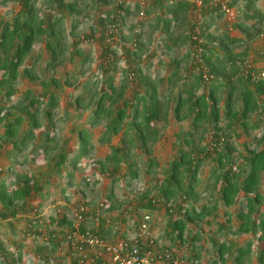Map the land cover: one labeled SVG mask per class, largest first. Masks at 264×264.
I'll return each instance as SVG.
<instances>
[{
    "label": "trees",
    "instance_id": "16d2710c",
    "mask_svg": "<svg viewBox=\"0 0 264 264\" xmlns=\"http://www.w3.org/2000/svg\"><path fill=\"white\" fill-rule=\"evenodd\" d=\"M19 1L21 8L12 20L0 19V94L7 98L15 95L20 76L32 79L37 77L34 69L29 66L20 70L36 43L43 42L50 52L47 67L53 68L58 63H63L67 46L66 19L72 18L70 32L75 33L76 27L80 24L78 17L82 15L90 1L99 7L108 2V0H44V5L54 11L43 16L39 0ZM257 1L246 0L245 17L260 18L262 22L264 14L257 8ZM236 2L237 0H233L229 5L233 6ZM152 4L163 9L162 16H159L151 26L161 31L166 52L173 53L178 47L188 43H192L194 47L195 28L190 17L193 4L189 0H153ZM136 5L140 7L139 3ZM150 6L147 7L146 13L153 7ZM118 7L120 13L116 17L123 18L125 13H129L131 6ZM203 11L206 20L200 27L203 38L201 46L205 67L207 66L208 72L214 75L210 82L205 81L203 71L197 70L195 62L191 70L184 71L181 67L183 58L177 57L171 61V72L168 75L151 74L145 70L149 66H145L146 64L140 60L146 51L145 43L135 41L137 47L127 50L129 66L123 70L126 74L120 83L115 82V73L118 70L112 63L102 66L101 79L80 82L70 75L62 81L63 83L56 77H51L50 81L43 79L42 94L33 96L28 104H21L18 107L20 113L15 115L13 112L8 113L5 111L7 107L0 105V124L6 122L4 138L16 149L22 150L27 142L34 138L35 130L43 125L40 117L41 106L46 119L53 123L54 111L59 106L60 98L57 90L51 89V84L55 88H62L64 83L73 86V107L78 117H84V124L73 129L79 151L68 149L69 139L62 144H53L54 138L50 132H46V140L39 146L45 153L56 151L52 156L53 164L47 183L51 182V176L63 175L70 165L72 168L67 175L69 182L73 183L74 171L78 168L80 160L95 148L93 132L89 127L104 124L105 128L99 137L100 142H107L115 135L120 136V145L112 146L111 154L99 162L103 168L109 164L113 170H120L125 165L126 173L135 179L139 176L138 165L143 157H147L145 162L147 170L156 163L150 157L154 151V143L161 134L159 124L169 122L171 117L179 121L190 120L193 129L178 135L179 156L170 163L166 169V176L159 185H156L159 197L146 195L145 207L155 209L161 205L166 213L170 214L169 236L173 240L176 238L184 242L185 234L189 235L190 232V229L187 232L188 222H199L215 211L219 204L232 206L241 202L243 209L237 214L240 223L230 229L235 234H247L250 238L245 245L236 248L235 259L238 264H245L256 247L258 264H264V148L250 149L248 155L240 154L242 160H239V157L235 156L238 149L233 140L235 135L242 136L243 130L250 134L251 129L258 127L257 123L252 124L249 120L253 113L264 116V76L255 79L251 73L236 75L240 67L234 59L236 55L229 46L239 40L232 37L228 31H224L220 36L210 31L218 19L224 16V12L219 6H214L212 0H203ZM105 20L116 26L118 19L101 17L102 22ZM181 24H188L190 32L177 33L176 28ZM236 26L248 31L255 28V24L248 25L245 22H238ZM218 38L225 55L219 54L213 44ZM107 46L111 53H116L114 48ZM193 53L194 48L191 52L192 58ZM85 61L86 59L82 63ZM23 113L28 116V129L22 135H18L19 125L25 121ZM10 115H14L13 118H10ZM223 119L226 121L224 126L220 125ZM211 128L212 139L205 146L201 141ZM228 129H232V134L226 135ZM207 161L213 163L211 177L215 178L216 184L221 183L219 196L214 204H204L198 208L192 203L200 198L198 174ZM17 177L22 178L24 183L14 189H9L5 182L1 186L0 219L17 217L20 209L25 210L32 206L33 199L48 195L43 192L40 178L27 174H18ZM108 197L114 198V193H110ZM178 199L180 200L177 202ZM170 201L177 202L172 213L167 207ZM111 208L113 205L106 207L107 210ZM66 222L73 230L72 221L65 215L59 223ZM104 223L105 219H102L98 230L100 233H104ZM32 225H35L34 221ZM85 228L84 223L82 230ZM52 233L49 243L39 247V252L43 249L52 251L57 248L58 244L54 241L55 233ZM200 236L201 233L196 232L193 240ZM216 244L219 258L214 259L211 264H227L226 256L232 253L234 243L221 241ZM17 258L22 259V252H19ZM188 259L196 263L199 252L190 254ZM15 261V254L0 240V264H13Z\"/></svg>",
    "mask_w": 264,
    "mask_h": 264
},
{
    "label": "rangeland",
    "instance_id": "374dc122",
    "mask_svg": "<svg viewBox=\"0 0 264 264\" xmlns=\"http://www.w3.org/2000/svg\"><path fill=\"white\" fill-rule=\"evenodd\" d=\"M226 1L230 4L233 0ZM144 2L142 5L139 3L140 7H137L136 3L129 5L131 6L129 13H125L126 15L120 18L116 17L120 13L117 0H108L100 7L94 6L90 1L82 15L78 17L80 24L76 27L75 33L70 32L72 18H67L65 21L67 46L64 62L58 63L53 68L47 67L50 52L45 48L43 42L36 43L20 70L29 66L34 69L37 77L32 79L20 76L15 95L7 98L4 94H0V105L7 107L5 111L8 113L18 114L20 113L18 107L21 104H28L33 96L42 94L44 87L41 80L50 81L51 77H56L62 82L68 75L75 77L80 82L88 79H101L102 66L107 63L117 66L115 82L120 83L126 74L123 70L129 66L127 50L137 47L135 41L145 43L146 51L140 60L144 62V65L146 64L145 66H149L145 70L151 74L168 75L171 72V61L176 57L183 58L181 67L184 71L191 70L192 64L195 62L191 55L193 44L188 43L178 47L173 53L166 52L163 47L161 31L159 28L151 26L159 16H162L163 9L153 6V0H144ZM149 6L151 7L150 11L146 13ZM39 7L43 16L54 11L44 5V0H39ZM231 7L234 9L235 17L224 14L211 27L210 31L217 36L228 31L232 37L239 40L229 46L236 55L234 59L240 67L237 76L246 74L250 69L256 71L257 74L261 73L264 71V20L260 22V18L246 19V0H237ZM20 8L19 0H0V19L12 20ZM257 8L264 14V0L257 1ZM201 13L200 22L194 11L190 15L195 30L197 26L201 27V23L206 20L203 9ZM101 17L117 18L116 26L109 20L102 22ZM238 22H245L248 25L255 24V28L249 31L241 29L236 26ZM111 29L114 31V38L109 41V36H106V33ZM176 32L189 33L190 27L188 24H181L176 28ZM219 42L220 38L213 44L219 54L225 55V50ZM107 45L114 48L116 53H111ZM84 59L86 61L82 63ZM51 89L57 90L60 98L59 106L54 111L53 123L46 119L42 111L43 106H41L40 117L43 125L35 130L34 138L27 142L25 148L18 150L9 140H6L4 138L6 122L0 124V191L3 182L9 189L18 187L24 183V180L17 175L27 174L30 177L40 178V184L44 188L43 192L48 194L33 199L32 206L25 210L20 209L17 217L9 216L0 219V240L15 254L16 261L13 264H73L76 255L73 254L72 248L68 249L66 241L71 227L68 222H59L65 215L67 218H71L75 206L85 204L89 210L85 225L93 227L96 231L97 226L93 222L94 215L102 203L107 206L113 205V208L109 210L105 207V210H101V219H105V230L104 233L98 232L104 238L113 241L128 239L140 232V226L146 223L149 235L157 241V248H172L188 264H211L214 259L219 258L216 242L221 241L234 243L232 253L226 256L227 264H238L235 259L236 248L245 245L250 238L247 234H235L230 229L232 226L237 227L240 223L237 214L243 209L241 202L232 206L219 204L215 211L199 222H188L187 232L188 229L190 232L189 235L185 234L184 242L176 238L173 240L169 236L170 214L166 213L161 205L155 209L145 207L146 199L144 197L146 195L159 197L156 185H159L166 176V169L170 163L179 156L180 140L178 135L193 129L190 120L179 121L171 117L169 122L159 124L161 134L154 143V151L150 157L156 163L150 170H147L145 163L147 157H143L138 165L139 176L135 179L126 173L125 165L120 170H113L109 164L103 168L102 163L99 162L111 154L112 146L120 145V136L115 135L107 142H100L99 137L105 128L104 124L89 127L93 132L95 148L80 160L78 168L74 171L73 183L69 182L67 175L72 168L71 165L63 175L51 176V182L47 183L53 164L52 156L56 154V151L51 150L49 153H45L43 148L39 147L46 140V132H50L51 137L54 138L53 144H62L69 139L68 149L75 152L79 151V148L73 129L84 124V117H78L72 104L74 87L64 83L62 88H55L51 84ZM14 115L9 117L13 118ZM23 116L25 121L19 125L18 135H22L28 129V116L24 113ZM249 120L252 124L257 123L258 127L251 129L250 134L243 130L242 136H233L238 149L235 156L239 157V160H242L240 154L248 155L250 149L264 148V116H257L256 113H253ZM225 124L226 121L223 119L220 125L224 126ZM212 134L213 128L205 133L201 144L208 145ZM230 134H232V129H228L226 132V135ZM212 164V161H207L199 170L200 198L192 203L198 208L204 204H214L219 196L221 183L216 184L215 178L211 177ZM148 189L150 191L147 192ZM112 192L115 197L110 199L108 196ZM177 202L173 201L174 204ZM1 207L0 200V210ZM229 217L230 220H228ZM33 221L35 225H32ZM52 232L55 233L54 241L58 244L57 248L52 251L43 249L42 252H39V247L49 243ZM196 232H200L201 236L193 240ZM255 249L256 247L245 264H258ZM197 251L199 259L195 263L188 257ZM19 252H22V259L17 260Z\"/></svg>",
    "mask_w": 264,
    "mask_h": 264
},
{
    "label": "built area",
    "instance_id": "2783aa9c",
    "mask_svg": "<svg viewBox=\"0 0 264 264\" xmlns=\"http://www.w3.org/2000/svg\"><path fill=\"white\" fill-rule=\"evenodd\" d=\"M193 4V11L197 14L199 22L202 18L203 0H189ZM135 3L144 4V0H117V6L133 5ZM214 6H219L226 15L234 16V9L229 6L226 0H212ZM200 27L197 26L193 35L195 64L198 70L203 71L205 81L210 82L214 75L210 74L203 61V48L201 43L203 38L200 34ZM113 29L107 32L108 40L112 41ZM251 73L253 78L264 76V71L256 73L253 70H247L246 74ZM176 204L173 201L167 203L169 211L172 213ZM107 204L102 203L95 212L94 224L97 230L86 225L82 230V225L88 215V208L85 205L75 206L72 210L71 218L73 230L67 235L68 249L72 248L73 254L76 255L73 264H188L186 260L178 256L170 247L157 248V241L149 235L147 224L140 226V232L136 235L119 241L109 240L102 237L98 230L101 226V210H105ZM148 218V216H147Z\"/></svg>",
    "mask_w": 264,
    "mask_h": 264
}]
</instances>
